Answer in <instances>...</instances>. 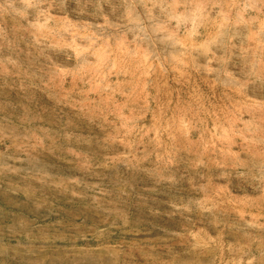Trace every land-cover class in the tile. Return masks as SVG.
Returning <instances> with one entry per match:
<instances>
[{"label": "rangeland", "instance_id": "obj_1", "mask_svg": "<svg viewBox=\"0 0 264 264\" xmlns=\"http://www.w3.org/2000/svg\"><path fill=\"white\" fill-rule=\"evenodd\" d=\"M0 264H264V0H0Z\"/></svg>", "mask_w": 264, "mask_h": 264}, {"label": "bare ground", "instance_id": "obj_2", "mask_svg": "<svg viewBox=\"0 0 264 264\" xmlns=\"http://www.w3.org/2000/svg\"><path fill=\"white\" fill-rule=\"evenodd\" d=\"M38 216V215H37Z\"/></svg>", "mask_w": 264, "mask_h": 264}]
</instances>
